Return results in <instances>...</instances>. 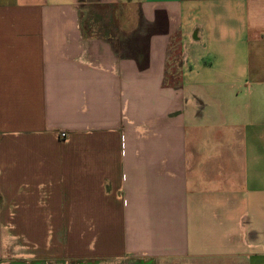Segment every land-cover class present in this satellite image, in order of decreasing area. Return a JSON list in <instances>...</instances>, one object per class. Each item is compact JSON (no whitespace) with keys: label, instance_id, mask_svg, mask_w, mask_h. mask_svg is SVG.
Instances as JSON below:
<instances>
[{"label":"crops","instance_id":"1","mask_svg":"<svg viewBox=\"0 0 264 264\" xmlns=\"http://www.w3.org/2000/svg\"><path fill=\"white\" fill-rule=\"evenodd\" d=\"M0 264H264V0H0Z\"/></svg>","mask_w":264,"mask_h":264},{"label":"trees","instance_id":"2","mask_svg":"<svg viewBox=\"0 0 264 264\" xmlns=\"http://www.w3.org/2000/svg\"><path fill=\"white\" fill-rule=\"evenodd\" d=\"M94 8L91 7V9H96V10H105V9H108V8H111V7H107V6H93Z\"/></svg>","mask_w":264,"mask_h":264},{"label":"built area","instance_id":"3","mask_svg":"<svg viewBox=\"0 0 264 264\" xmlns=\"http://www.w3.org/2000/svg\"><path fill=\"white\" fill-rule=\"evenodd\" d=\"M60 136H61V137H64L65 135H64V134H61Z\"/></svg>","mask_w":264,"mask_h":264},{"label":"rangeland","instance_id":"4","mask_svg":"<svg viewBox=\"0 0 264 264\" xmlns=\"http://www.w3.org/2000/svg\"><path fill=\"white\" fill-rule=\"evenodd\" d=\"M86 13V12H85Z\"/></svg>","mask_w":264,"mask_h":264}]
</instances>
